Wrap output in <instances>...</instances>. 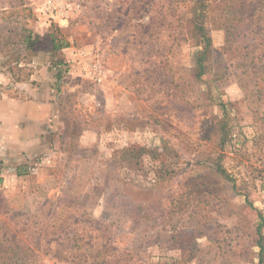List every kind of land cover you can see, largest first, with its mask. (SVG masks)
<instances>
[{"label": "rangeland", "instance_id": "rangeland-1", "mask_svg": "<svg viewBox=\"0 0 264 264\" xmlns=\"http://www.w3.org/2000/svg\"><path fill=\"white\" fill-rule=\"evenodd\" d=\"M23 83L56 108L47 151L0 160L26 264H259L264 0H0V97Z\"/></svg>", "mask_w": 264, "mask_h": 264}, {"label": "crops", "instance_id": "crops-1", "mask_svg": "<svg viewBox=\"0 0 264 264\" xmlns=\"http://www.w3.org/2000/svg\"><path fill=\"white\" fill-rule=\"evenodd\" d=\"M39 91L23 83L0 97V160L32 158L49 149L56 108L48 94Z\"/></svg>", "mask_w": 264, "mask_h": 264}, {"label": "trees", "instance_id": "trees-1", "mask_svg": "<svg viewBox=\"0 0 264 264\" xmlns=\"http://www.w3.org/2000/svg\"><path fill=\"white\" fill-rule=\"evenodd\" d=\"M196 38L199 40L200 44L203 45L202 49H197L194 52V65H195V76L197 78H200L204 72L207 65V61L209 59V47L210 42L207 35L204 33L203 28L199 26V32L196 34ZM53 46L54 49H60L64 46L62 44V40H55L53 37ZM251 64H248L247 66H250ZM257 66L253 67L256 69ZM220 137L223 141L226 140L228 137V130L226 128V122L221 121L220 123ZM217 169L218 171L223 174V176L227 179H232L230 174L227 172V170L223 167L222 164L217 163ZM136 214L138 212H135ZM139 215V214H138ZM260 221L258 223L257 227V233L259 235L258 244L260 246V261L259 264H264V234H263V227H264V215L260 214ZM18 248L15 245H9L6 243L5 245H2L0 243V264H26V259L23 256L18 255L17 253Z\"/></svg>", "mask_w": 264, "mask_h": 264}]
</instances>
